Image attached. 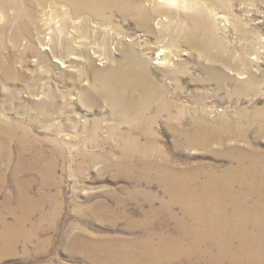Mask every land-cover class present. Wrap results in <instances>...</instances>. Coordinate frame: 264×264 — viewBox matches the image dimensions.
Returning a JSON list of instances; mask_svg holds the SVG:
<instances>
[{
	"label": "rangeland",
	"instance_id": "rangeland-1",
	"mask_svg": "<svg viewBox=\"0 0 264 264\" xmlns=\"http://www.w3.org/2000/svg\"><path fill=\"white\" fill-rule=\"evenodd\" d=\"M139 1L154 14L167 6L181 15L164 26L157 24L160 16L155 15L143 26L117 13L109 19L111 12L101 16L79 11L68 0H0V131L14 128L0 135L8 139L7 152L13 158L18 148L9 135L27 136L33 141L23 147L27 157L41 152L43 165L39 169L25 163L20 183H14L13 161L0 163L7 178L0 182V215L13 222L23 214L17 208L20 194H26V213L31 216L26 230L35 229L27 245L20 242L13 251L0 253V264H90L84 249L69 246L76 235L103 242L130 241L149 230L161 233L169 228V235L178 234L175 216H182L181 206L159 211L170 201L164 185L150 179L159 170L149 167L144 173L138 162L133 161V169L119 164L128 125L114 114L102 78L103 70L117 68L123 58L111 56L108 64H99L96 53L110 54L112 34L106 36L98 23L132 36L148 34L143 44L149 40L146 45L156 50L164 46L181 65L149 63L148 74L160 92L147 118L166 101L160 93L167 88L176 102L173 116L185 114L183 129L188 130L194 117L210 124L224 120L222 134L230 124L234 128L235 138L228 145L190 144L176 119L167 121L162 113L153 123L143 121L145 136L134 135L146 145L149 161L164 164L170 177L185 172L197 184L209 172L221 174L230 167V151L236 149L234 156L238 150L264 153V0H191L189 10L180 3L154 7L148 0ZM76 20L82 21L78 32ZM197 31L203 46L199 51L189 40ZM204 66L219 68L232 80L224 85L212 81ZM140 95L139 90L128 92L135 106L141 103ZM194 135L199 141L205 133L197 125ZM7 200L11 210L5 209ZM181 259L171 258L167 264H227L197 252Z\"/></svg>",
	"mask_w": 264,
	"mask_h": 264
},
{
	"label": "bare ground",
	"instance_id": "bare-ground-1",
	"mask_svg": "<svg viewBox=\"0 0 264 264\" xmlns=\"http://www.w3.org/2000/svg\"><path fill=\"white\" fill-rule=\"evenodd\" d=\"M68 1L79 11H94L101 16H107V13L111 12V16L107 17L109 19L112 17V13H117L126 20L132 17L136 18L143 26L150 25L155 15L160 16L156 19L158 25L173 23L175 16L179 15L178 11L167 6L163 8L160 6V10L158 9L154 14L150 6V9H147L148 7H144L143 2L139 0ZM148 2L154 7L162 3H180L182 7L189 10L188 5L191 0H148ZM98 24L106 36L112 34L110 54L104 55L99 51L96 53L99 64L105 66L110 61L111 56L123 58L120 57L122 60H120L117 68L103 70L105 76L102 78L103 91L111 101L114 114L117 119L128 125L127 133L124 134V142L121 141L123 159L119 164L122 166L129 165L131 167H127L133 169V163L138 162L140 167H143L144 173L149 167L157 168L160 174L150 179L152 181L156 178L162 183L170 196V201L163 204L159 211H171L172 206L178 204L181 206L182 216L179 218L175 216L177 235H169V228L164 229L161 233L149 230L144 237L137 236L130 241L108 239V241L100 242L90 240L85 235H76L70 239L69 246L84 249L85 260L90 264H167L171 258H185L193 252L203 253L206 258L216 263L264 264V153L238 150L240 154L234 156L232 153L236 149L230 151L228 159L232 165L221 174L209 172L207 178L203 182H197V184L185 172H179L170 177L168 175L169 169L164 164L149 161L146 145H142L139 142L140 139L134 138L135 134L145 136L144 132H147V127L143 125V121L148 119L150 123H153L162 113L167 116V121L176 119L179 126L183 125L185 119V114L182 113L173 116L172 109L176 108V102L168 97L169 90L167 88L162 89L160 93L163 97L166 96V101L161 103L154 117L147 118L148 112L156 103L157 92H160L159 87H157L156 92L151 76L148 74L149 63L152 61L153 65L162 67L180 68L181 65L176 63L175 56L164 46H161L162 49L156 50V48L146 45L149 40L143 44L148 38V34L146 35L144 32L132 36L120 33V31H112L107 27L108 25L104 27L101 23ZM74 26L75 31L78 32L82 27V21L76 20ZM189 40L192 47H197V51L203 47L202 40L198 38V31L197 35H193ZM137 48L140 49L139 53ZM45 49L50 50L49 47ZM56 63L67 67L61 59H57ZM202 70L209 74L210 80L218 81L222 85L232 80L219 68L213 69L204 66ZM134 90H139L142 94L140 95L141 103L139 106L132 104L128 96V92ZM194 118L188 130L180 126L181 133L185 134L186 140L190 144L199 142L201 145H207L209 142H214L217 143L216 145L225 146L231 139L235 138L232 124L229 125L228 132L222 134L220 128L225 126L224 120L210 124L205 120L199 121L194 120ZM197 125L205 133L199 141L194 135L197 133ZM261 127L257 128L258 132L262 131ZM4 129L11 133L14 132L12 125L2 127L1 131ZM178 134V129H175L177 137ZM9 137L18 148L16 156L13 158L9 155L7 152L8 139L0 135V163L13 161L16 167L10 178L12 182L20 183L18 175L26 168L25 163L36 164L39 169H43V165H41L42 153L38 152L35 156V152H33V157L29 159L23 147L31 146L33 141H30L27 136L9 135ZM240 138H244V133L240 134ZM56 151L59 152L60 148H56ZM6 180L7 178L0 171V182ZM25 200L26 194H20L17 210L23 211V214H17L13 222H9L6 215H0L1 254L13 251L20 242L27 245L32 239V232H35V229L26 230V225L29 224L31 216L26 213L28 207ZM5 209L11 210L9 200L5 204ZM186 243L188 247L184 249L183 244Z\"/></svg>",
	"mask_w": 264,
	"mask_h": 264
}]
</instances>
